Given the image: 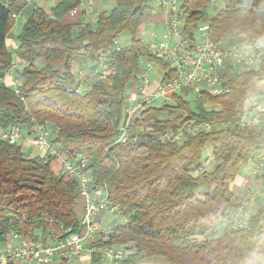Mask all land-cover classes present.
Returning a JSON list of instances; mask_svg holds the SVG:
<instances>
[{
    "label": "trees",
    "instance_id": "16d2710c",
    "mask_svg": "<svg viewBox=\"0 0 264 264\" xmlns=\"http://www.w3.org/2000/svg\"><path fill=\"white\" fill-rule=\"evenodd\" d=\"M94 1H113L115 6L80 30L59 21L82 0H59L49 14L34 8L11 52L5 42L14 28L12 16L24 3L0 0V131L50 127V146L58 155L72 162L86 160L92 187L106 191L108 203L124 221L99 246L123 248L124 264L148 259L161 264H264V211L249 216L245 229H233L242 204L232 191L242 165L264 148V126L213 131L180 144L154 138L189 122L236 123L246 100L264 92V62L256 72H227L225 91L218 96L183 92L171 97L174 106L148 108L131 123V134L144 131L137 141L119 144L126 94L138 84L140 65L161 71L166 66L138 37L153 0ZM214 5L182 0V35L191 39L208 23L209 41L220 52L264 46V0H220L223 10ZM123 33L129 45L115 51ZM102 53H108L102 79L94 80L87 92L75 93L74 63L96 61ZM15 63L22 66L18 94L3 82ZM206 144L216 166L197 173ZM53 159H27L19 146L0 139V243L11 235L25 240L40 235L61 243L79 233L78 185L51 171ZM259 178L264 182V173Z\"/></svg>",
    "mask_w": 264,
    "mask_h": 264
},
{
    "label": "built area",
    "instance_id": "2783aa9c",
    "mask_svg": "<svg viewBox=\"0 0 264 264\" xmlns=\"http://www.w3.org/2000/svg\"><path fill=\"white\" fill-rule=\"evenodd\" d=\"M28 2V0H23ZM155 5L149 6L148 15H154L158 10L166 16L165 30L161 35L153 32L151 43L146 45L148 52L161 61L166 69L161 71L158 80L149 82L150 64H141L138 71V84L126 94L123 110V123L118 130V143L131 145L144 131L131 134V123L148 108L174 106L173 95H182L187 91L193 96L206 93L218 96L225 91L222 78L227 72L248 73L259 70L264 62V46L254 43L229 51L216 50L209 41V24L200 25L193 37L182 35L186 15L181 10L182 0H153ZM218 4L220 0H207ZM223 10V5H217ZM78 8L70 11L75 15ZM15 19L14 16H12ZM119 48L114 47L117 51ZM108 53H102L96 58L94 70H78L76 73L78 84L74 92L79 94L89 82L91 75H97L104 68ZM18 94L17 89L14 90ZM160 106V107H161ZM264 92L252 94L245 102L240 119L234 123H201L189 122L175 131H165L154 138L161 144H180L187 137L210 134L213 131L236 128L238 130H258L263 124ZM37 138L31 140L36 146L49 145V155H58L51 148V135L44 127H35ZM20 130L14 126L0 131V139L9 145H17L20 140ZM47 157L41 159L43 163ZM264 148L250 155L246 164L251 167V176L260 177L264 172ZM213 161L211 154H207L201 162L197 173L206 171ZM60 176L73 180L78 185V198L85 200V207L78 219L79 233L71 235L64 242H57L51 237L47 240L40 238L21 239L17 235L7 237L0 243V264H69L79 261L84 256L98 257L99 262L106 264H124L126 255L121 248H101L99 244L107 242L110 235L115 233L117 225H103L98 215L119 217L117 209L108 203L106 191L95 189L87 171V162L80 159L76 162L62 161ZM246 183V180H245ZM264 198V193L261 194ZM249 215L241 208L234 219L233 229H245Z\"/></svg>",
    "mask_w": 264,
    "mask_h": 264
},
{
    "label": "crops",
    "instance_id": "0c3cea01",
    "mask_svg": "<svg viewBox=\"0 0 264 264\" xmlns=\"http://www.w3.org/2000/svg\"><path fill=\"white\" fill-rule=\"evenodd\" d=\"M2 1H4L6 4H9L10 1H18L20 3H24V7L22 8V10L19 12V14L14 19V21H15L14 28L9 33V35L6 39V42H5L6 47L11 52L16 50L18 44H17L15 38L19 34V32L22 29L25 21L30 16L33 9L36 7H40L46 13L49 14L50 11L59 4V0H28V2H25L23 0H2ZM97 2L98 1H94V0H82L81 4L77 10L78 13L76 12L75 15H71L72 17L65 16L59 22L62 25H67L68 23H70V26L76 25V26H78V30H80L86 24H93L95 22L96 17H97L95 14L93 15L94 8L98 9V8H101V6H102L100 3H97ZM151 5H155V1H152ZM114 6H115V3H112V5L109 8L110 10L108 9V11L110 12L114 8ZM214 6L218 7L216 3ZM20 19H23V22L21 24H19V22H18ZM145 22H147L146 23L147 25H145L146 28L150 31H155V30L164 31L165 30L166 16L163 13V11L158 10L154 15H152V16L148 15ZM139 30L142 33L145 32L143 30L142 26L140 27ZM14 31H17L16 35H14ZM140 40L143 43L142 39H140ZM143 45L146 46L145 44H143ZM21 68H22L21 65H19L18 63H15L12 70L5 76V78L3 80L6 87L13 89V90L17 89L19 83L17 82L16 78H17L18 73L20 72ZM153 80L155 81L154 78H153ZM263 121H264V117H263ZM262 126H264V122H263ZM22 129H20V137L21 138L18 141L17 146H19L21 148V151H22V154L24 155V157L27 159H39V160H41L45 157H48V155L50 153L49 145L39 147V146L34 145L31 142L32 139L38 137V134L35 131V128H33L32 130L23 129L24 132ZM44 129L47 132H49V134L52 136V129L50 127H45ZM208 154H211V152ZM53 157H54V159L50 162L49 167L54 174L58 175V174H60L61 165H62V161L64 158L60 155H55ZM244 166L245 167L243 168V170H244L245 175H241L240 177H238L236 179V181L233 184L232 191L237 197L239 194H241L244 197V201L241 202L242 209L245 211V213L247 215L251 216L252 215L251 211L255 207V202L257 201L258 197H261V194H262L261 192H262V190H264V182H262L260 180V178H258V177H252L251 176V167L248 164L245 163ZM245 180H246V183H245ZM84 207H85V200L82 198H77L76 205H75V212H76V215H79V218L82 215ZM98 216H99V218L102 219V223L104 226L110 225L112 223L116 224L117 226L120 225L116 221L110 222V220L108 219L109 215L101 214ZM111 217H114V216H111ZM114 218L120 219L122 221L121 224L124 223V221L120 217H114ZM37 238L42 239L40 235ZM121 249L124 251V253L126 255V251L123 248H121ZM92 259L93 258H90L88 256H84V258H82L81 260L71 262L69 264H94L92 262ZM99 264H106V263L99 262Z\"/></svg>",
    "mask_w": 264,
    "mask_h": 264
},
{
    "label": "rangeland",
    "instance_id": "374dc122",
    "mask_svg": "<svg viewBox=\"0 0 264 264\" xmlns=\"http://www.w3.org/2000/svg\"><path fill=\"white\" fill-rule=\"evenodd\" d=\"M178 1H181V0H178ZM97 3H100L102 6H101V8H98V9L94 8L93 15L95 14L96 16H98L100 14H103V13L107 14L109 12L108 9L110 8L112 3H114V2L113 1H111V2H99L98 1ZM67 16L72 17L70 14H68ZM18 22H19V24H21L23 22V19H20ZM146 23L147 22H144L142 24L143 30L145 32L142 33L140 30L138 31V37L140 39H142L143 44H145V45L149 44V42L151 43V41H152L151 34L153 32H155L158 35H161L164 32V31H160V30L150 31V30H148L146 28V26H145V25H147ZM67 25H70V23H68ZM16 34H17V31H14V35H16ZM129 39L130 38H129L128 34L127 33H123L117 39V41L115 43V47L119 48V49L127 47L129 45V41H130ZM95 65H96V61H90V60L81 59V60H78L76 63H74V65L72 66V72L74 73V75H76L75 73H77V71L80 70V69L85 70V71H91L92 68H95ZM150 66L151 67H150V71L148 73V77H149V82L152 83L154 81L153 78L155 80H158L160 78V76L162 75V73L155 66H153L151 64H150ZM102 73H103V70L100 69V72L96 76L95 75H91L89 77L88 84L81 89L80 94H83V93L87 92L89 90L88 86H90L94 80H96L97 78L102 79L101 78ZM16 80L19 83L18 76H17ZM128 92H130V90ZM185 92L188 93L187 91H184V93ZM183 96H184V94H183ZM160 106H161L160 102L155 103V107H160ZM23 132H24V130H23ZM210 152H211V147H210L209 144H206L205 149H204L203 154H202V161L205 160L207 154L210 153ZM215 166H216V163L215 162H211L208 165V167L206 168V171H210ZM244 167L245 166L242 165L241 171H240V176L241 175H245L244 170H243ZM261 193H264V190H262ZM238 199L240 200V202L244 201V197L241 194L238 195ZM257 210H263L264 211V198L263 197H258L257 201L255 202V207L251 211V214H253ZM76 216H77V218H79V215H76ZM108 219L110 220V222L116 221V222H118V224L122 223V221L120 219H117V218H114V217H111V216H108ZM97 264H99V263H97ZM139 264H161V263L158 260H155V259H148V260H145V261H143L142 263H139Z\"/></svg>",
    "mask_w": 264,
    "mask_h": 264
}]
</instances>
